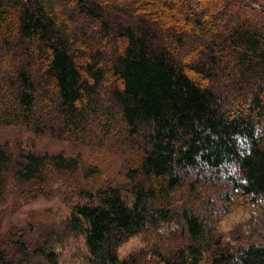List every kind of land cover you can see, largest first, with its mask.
Returning <instances> with one entry per match:
<instances>
[{"label":"trees","instance_id":"obj_1","mask_svg":"<svg viewBox=\"0 0 264 264\" xmlns=\"http://www.w3.org/2000/svg\"><path fill=\"white\" fill-rule=\"evenodd\" d=\"M256 0H0V127L88 143L118 130L135 147L131 199L77 157L0 142V203L76 180L63 232L80 235L81 264H264V241L236 250L195 209L179 217L178 252L119 258L132 236L178 213L169 193L185 175H213L264 222V13ZM98 122V124H97ZM102 142V140H99ZM129 144H124V143ZM7 199V200H8ZM176 213V214H174ZM0 264H60L62 232L6 230ZM264 237V236H263Z\"/></svg>","mask_w":264,"mask_h":264},{"label":"rangeland","instance_id":"obj_2","mask_svg":"<svg viewBox=\"0 0 264 264\" xmlns=\"http://www.w3.org/2000/svg\"><path fill=\"white\" fill-rule=\"evenodd\" d=\"M256 1L259 2L257 9L264 13V0ZM93 126L90 133L93 134L95 130L98 139L92 138L88 143L35 134L20 126L0 127V142H6L12 151L22 148L34 153H63L77 157L79 173L93 172L87 181H82L86 189L96 192L114 186L129 201L132 171L135 168L132 166L135 147L131 144L124 146L117 129L106 134L107 138H102V123L94 129ZM75 182L65 179L50 190L47 188L46 194L35 198H19L14 205H10L11 201L6 196L0 203V235L9 230V233L17 236L25 234V238L33 239L40 231L52 225L64 236L57 250L60 252V264H81V258L86 253L82 237L63 232L69 205L78 199L73 194L74 188L78 189ZM169 196L170 207L178 213H174L177 217L163 227L127 239L117 249L119 258L138 253L146 261H151L153 250L162 253L178 252L187 238L183 221L179 217L183 209L197 210L208 221L214 237L232 250L264 241V222L260 209L248 197L239 195L225 177L185 175ZM201 264H206L205 257Z\"/></svg>","mask_w":264,"mask_h":264}]
</instances>
